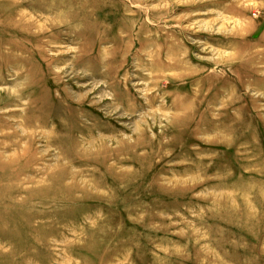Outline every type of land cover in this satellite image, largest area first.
<instances>
[{"label": "clouds", "instance_id": "1", "mask_svg": "<svg viewBox=\"0 0 264 264\" xmlns=\"http://www.w3.org/2000/svg\"><path fill=\"white\" fill-rule=\"evenodd\" d=\"M0 11V264H264V0Z\"/></svg>", "mask_w": 264, "mask_h": 264}, {"label": "rangeland", "instance_id": "2", "mask_svg": "<svg viewBox=\"0 0 264 264\" xmlns=\"http://www.w3.org/2000/svg\"><path fill=\"white\" fill-rule=\"evenodd\" d=\"M4 15H6V14L3 13L2 11H0V18H2Z\"/></svg>", "mask_w": 264, "mask_h": 264}]
</instances>
